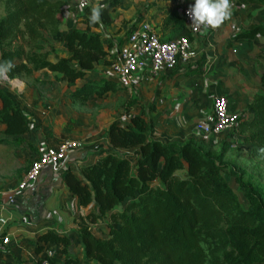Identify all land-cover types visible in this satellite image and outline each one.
<instances>
[{"label": "trees", "instance_id": "16d2710c", "mask_svg": "<svg viewBox=\"0 0 264 264\" xmlns=\"http://www.w3.org/2000/svg\"><path fill=\"white\" fill-rule=\"evenodd\" d=\"M234 1L264 6V0ZM121 2L88 0L82 8L84 28L61 30L58 16L64 11V0H0L4 9L0 63L15 65L7 77L41 70L48 77L50 71L53 80L45 83L64 82L63 94L82 103L90 96L103 97L123 88L116 77H91L100 62L111 65L114 49L124 41L115 42L101 33L112 24V12ZM97 4L107 7L102 9V22L93 24L90 9ZM162 30L161 40L190 35L181 9L176 8L165 13ZM45 34L59 35L69 56L51 59L52 49L41 42ZM257 34L264 36L263 23L249 24L234 38L251 40ZM258 81L264 85V67ZM247 108L251 116L240 114L239 132L244 142L260 148L264 146V93H256ZM148 112H124L126 118L110 121L106 128L109 147L79 174L69 167L63 171L70 194L86 208L77 229L82 258L71 252L69 235L52 229L38 234L36 250L56 246L52 264H264L261 194L221 153L203 149L192 140L180 143L157 138L153 106ZM0 123L3 143L16 142L34 123L2 88ZM99 220L105 228L101 235L94 233Z\"/></svg>", "mask_w": 264, "mask_h": 264}, {"label": "crops", "instance_id": "0c3cea01", "mask_svg": "<svg viewBox=\"0 0 264 264\" xmlns=\"http://www.w3.org/2000/svg\"><path fill=\"white\" fill-rule=\"evenodd\" d=\"M183 1H168V8L163 9L159 15L160 18L158 17L156 20L157 24L153 23L160 36L163 34L162 21L165 13L172 8L180 10L184 5ZM234 3L237 4L235 1ZM244 10L241 7L232 8L230 17L233 21L232 24L240 27V22L244 20L243 17L248 13L245 11L246 14L243 15ZM251 23L257 22L247 21V26ZM246 27H243V29ZM225 29L222 25L218 29H209L201 34L190 36L191 46L195 50V57L189 63L179 64L172 70L163 68L153 76V115H155L153 116V122L154 135L157 138L165 142L176 141L180 143L192 140L203 149L214 146L215 142L212 137L202 135L197 131L196 125L205 121L206 116L210 113L212 97L223 92L222 89L226 87L230 80L242 79V69L245 73H248V70L243 68L240 60H237L238 48L233 44L238 42V45H240L246 40L233 39L235 34L225 32ZM259 37L264 36L259 35ZM257 38L256 36L250 41H255ZM61 43L63 52L58 53V56H54V52H52L49 56L51 59L69 56L64 43ZM233 48L236 49L234 54L231 51ZM263 67L262 63L253 67L255 80L249 82L250 88L248 87V89L250 90L244 91V87L243 89L241 87L240 96L233 102L228 101L229 110L239 114L245 112L246 116H251L247 104L256 93H264V85L259 84L258 81V74ZM101 69L100 71H102ZM94 71H96V68ZM232 76L234 77L231 79ZM240 84L243 85V83ZM92 97L94 96H90L89 99ZM17 102L20 105L23 103L19 99H17ZM25 105L28 104L25 103ZM29 110H34V108ZM145 112L149 115L148 109ZM103 117L94 116L92 121H95L92 125L83 126L84 128L81 131H77L78 137H75V139L84 141L82 148L69 154L65 160L59 163L46 166L40 172L36 182L30 185L14 204H8L4 200L6 194L18 180L13 173L14 167L10 163L11 165L4 172L0 170V231L7 234L10 239L6 251L0 252V264H39V260L46 249L50 247L56 249V246L48 244L43 251L36 250L37 236L46 229L69 235L72 239L71 252L80 259L82 258L77 229L80 216L83 215L86 208L80 206L77 198L70 194L63 182L62 174L67 167L79 174L83 166L92 163L103 152L101 151L103 148H108L106 128L110 121L117 117L108 118L105 128H100L98 121L103 120ZM118 117L126 118V116ZM30 119L33 120L34 118ZM42 129L40 126L37 128L32 126L28 132L21 136L23 137L21 153L23 152L24 156L29 158V152H32L30 160L38 156L45 148L55 146L66 135L63 132H53L45 135L41 132ZM29 133H32V138L27 142V145L23 144L26 140L24 139L25 136L28 139ZM99 133H102V135L97 138ZM95 142L97 143L95 144ZM6 144L12 143L7 142ZM27 147H31V150H28ZM5 149L13 158L14 149L9 146H5ZM26 169L22 171V175ZM81 264L84 263L81 262Z\"/></svg>", "mask_w": 264, "mask_h": 264}, {"label": "rangeland", "instance_id": "374dc122", "mask_svg": "<svg viewBox=\"0 0 264 264\" xmlns=\"http://www.w3.org/2000/svg\"><path fill=\"white\" fill-rule=\"evenodd\" d=\"M121 1L120 6L112 12V24L101 29V33L104 37L111 38L115 42L124 39L130 27L143 20L152 24H157V18H160L159 15L164 8H168L167 2L171 0ZM64 2V11L58 16L59 29L62 30L69 27H76L79 29L84 28L86 12L79 7V0H64ZM193 3L194 0H184L183 6ZM233 7L244 8L245 10L242 12L243 15L246 14L244 13L245 11L248 12L243 17L244 20L239 24L241 30L243 27L247 26V21L264 24V6H242L241 4H238L237 6L233 1ZM3 13V5L0 3V17ZM232 23L233 21L231 18L223 23V27L226 28L225 32L231 33L230 25ZM21 40L22 39L19 40V43ZM41 42L45 47L52 49L54 56H58V53L61 54L63 52L59 35L50 36L45 34V39ZM233 44L238 48V55L236 56L238 57L237 60H240L243 64V68H246L248 73H245L242 69V79H236L234 81L230 80L225 88L222 87L223 92L220 94H223L229 102L235 101L240 96L241 87L242 89L244 87V91L250 90L248 89V87L250 88L249 82L255 80L253 67L259 63L264 65V37H259L255 41L246 40L240 45H238V42H234ZM234 52L236 51H232L233 54ZM112 56L113 55L110 54L108 58H112ZM109 67L110 66L105 65V63L100 62L96 65V71L92 72L91 77L96 79L101 78L103 75L116 77L123 88L115 92L107 93L103 97L94 96L84 103L66 98L63 94V90H65L64 82L59 81L51 85L45 83L49 79L53 80V74L48 73L49 76L47 77L44 75V71H35L30 75L7 79L0 76V88L10 94L16 101L17 99L23 101L21 104L22 109L27 116L29 114L30 118H34V127L37 128L40 126L43 128L41 131L43 134L47 135L52 134L53 132H63V134H66L62 137L63 139H74L75 137H78L76 134L77 131H81V129L87 125L90 126L93 124V121L95 120L92 121V118L94 116H104L103 120L98 122L100 128H105L104 126L108 122V118L111 119L113 117L126 116L124 112H129L131 114L140 111L145 112L146 109H149L150 105L153 106L152 75L142 78L139 77L136 78L134 82H129L121 77L112 75L109 71ZM100 68H102V71H100ZM233 77L234 76H232L231 79ZM240 83H243V85ZM223 86L225 85L223 84ZM25 103L28 105L26 106ZM31 108H34V110H29ZM3 129L4 125L0 123V136L3 135ZM100 135H102V133H99L97 138H99ZM28 136V139L25 136L24 139L26 140L23 144L27 145V142L32 138V133H29ZM243 136L244 134L239 132L238 123L235 128H229L216 136H210L215 144L207 149L213 153H221L222 159L228 162L230 167L239 170L242 179L253 185L255 190L261 194L264 200V146L255 148L253 144L244 142ZM212 139H210V141H212ZM22 140L23 137H18L16 142L12 144L0 142V170H3L4 172V170L12 164L14 167L13 173L18 180L22 176V171L27 168L30 162V157L32 156V152H29V158L24 156L23 152L21 153L23 149L21 147ZM96 143L97 142H95V144ZM5 146L14 149L13 158L10 157ZM27 149L31 150V147H27ZM105 149L106 148H103L101 151ZM127 152H130V150H127ZM1 178L5 179L4 177ZM234 189L237 191L239 197L242 198V193L238 190L236 185L234 186ZM104 229L102 221L99 220L94 229V233L101 235L103 234L102 231ZM6 249L3 251H6Z\"/></svg>", "mask_w": 264, "mask_h": 264}, {"label": "built area", "instance_id": "2783aa9c", "mask_svg": "<svg viewBox=\"0 0 264 264\" xmlns=\"http://www.w3.org/2000/svg\"><path fill=\"white\" fill-rule=\"evenodd\" d=\"M88 4V0H79L78 5ZM189 5L183 6L181 11L184 23L190 35H182L170 40H161L156 27L148 21H141L130 27L123 43L116 50V58L112 61L109 71L112 75L134 82L136 78L154 76L160 70H172L179 64H187L195 57V50L191 46L190 36L201 34L208 29L197 30L186 15ZM233 34L241 31L236 24L230 25ZM119 41V40H118ZM236 51V49H232ZM8 78L6 73L2 76ZM211 111L205 121L199 122L196 129L204 136H216L229 128H235L239 123L240 114L229 110L228 99L222 94H215L211 100ZM83 145L81 139L67 138L59 141L55 146L45 148L38 156L30 160L17 183L5 196V202L14 204L30 185L39 178L40 172L50 165L65 160L69 154L76 152ZM9 236L0 231V251L6 249ZM56 249L50 247L45 250L40 259V264H52L51 259L55 256Z\"/></svg>", "mask_w": 264, "mask_h": 264}, {"label": "clouds", "instance_id": "9594fccd", "mask_svg": "<svg viewBox=\"0 0 264 264\" xmlns=\"http://www.w3.org/2000/svg\"><path fill=\"white\" fill-rule=\"evenodd\" d=\"M84 5H81L83 8ZM107 5H94L90 9L89 21L96 24L102 22V9ZM233 0H194L186 10L191 24L197 29L213 30L220 28L232 15ZM259 38V34H257ZM14 64L11 61L0 63V76L10 71Z\"/></svg>", "mask_w": 264, "mask_h": 264}]
</instances>
